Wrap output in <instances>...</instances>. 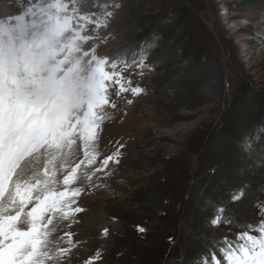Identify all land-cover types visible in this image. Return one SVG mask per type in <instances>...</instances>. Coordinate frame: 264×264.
<instances>
[{"label": "rangeland", "instance_id": "rangeland-1", "mask_svg": "<svg viewBox=\"0 0 264 264\" xmlns=\"http://www.w3.org/2000/svg\"><path fill=\"white\" fill-rule=\"evenodd\" d=\"M126 1L64 0L70 13L77 9L73 27L82 25L80 34L93 37L82 42V51L94 47L99 57L107 55L116 67L105 70L119 73L125 86L130 77L143 91L115 97L110 89L116 108L105 106L89 142L91 164H80V139L57 160L63 167L55 189L80 192L67 198L66 220L56 214L49 238L54 248L67 250L60 264H229L227 254L240 255L248 235L264 238V108L252 95L264 93V0ZM30 2L51 0H0V19L24 13ZM169 17L183 25L172 45L174 65L165 68L157 66L162 36L155 47H141ZM123 28L131 38L122 37ZM240 121L233 145L218 146L222 126ZM78 164L76 179L64 185L63 176ZM159 180L170 193L168 210L148 196ZM190 194L197 195L193 203Z\"/></svg>", "mask_w": 264, "mask_h": 264}, {"label": "snow or ice", "instance_id": "snow-or-ice-1", "mask_svg": "<svg viewBox=\"0 0 264 264\" xmlns=\"http://www.w3.org/2000/svg\"><path fill=\"white\" fill-rule=\"evenodd\" d=\"M76 12L64 0H51L30 2L24 13L0 19V264H60L67 250L54 248L49 238L54 217L63 212L68 218L67 198L80 190L55 189L63 167L56 162L80 139L85 158L80 164H91L89 142L105 106L116 108L110 89H116L115 97L143 91L131 86L130 77L125 86L119 73L106 71L116 67L107 55L99 57L94 47L82 51V42L93 37L80 34L82 25L73 27ZM88 22L106 27L90 17ZM111 160L108 156L103 165ZM80 164L63 176L64 185L74 182ZM247 241L240 255L227 254L229 264H264V238L248 235Z\"/></svg>", "mask_w": 264, "mask_h": 264}, {"label": "trees", "instance_id": "trees-1", "mask_svg": "<svg viewBox=\"0 0 264 264\" xmlns=\"http://www.w3.org/2000/svg\"><path fill=\"white\" fill-rule=\"evenodd\" d=\"M126 1V0H125ZM127 3H131V0H127ZM133 10V7H132ZM163 15V14H162ZM178 25H183L182 22H178L177 21H173L172 17L169 18H164L163 20L161 19L159 21V23L155 26V28L153 29L152 32H150L149 35L146 36L145 41L142 44V47L149 42L151 44L150 47H155L157 42H158V37L162 36L164 38V46L162 48V50L164 51V53L161 55V57H159V61L158 64H153V66H163L165 68H172V66L174 65V61L176 59V55H177V50L174 46H172L173 44H176L179 42L178 37H177V26ZM144 26V25H143ZM120 34H122V37L124 39L127 38H131V32L130 30L123 28L122 31L120 32ZM130 41V40H129ZM145 57H148V54H146ZM132 60V58H130ZM146 61L143 58H136L133 61ZM180 83V81H171L170 84L171 85H177ZM254 96L253 101H255V105L257 103L256 106H261V108H264V93H259V92H255L252 94ZM251 95V96H252ZM187 108H191L190 104H187L186 106ZM250 103H244L241 109V115H243L245 117V115H249L250 112ZM246 119V117H245ZM242 121L238 122V124H225L222 126V128L220 129V131L218 132L217 135V145H228V146H232L233 145V141H234V136L236 134V132H238L240 130V128L242 127L241 125ZM140 167V166H138ZM143 166H141L138 169H142ZM148 192V196L150 197L152 203L154 205H156V208H160L163 210H168V204L165 203V198L166 196H168L170 193L169 191L165 190L163 188V184L161 182V180H159L156 184L152 185L150 188L147 189ZM191 197L190 201L196 200L197 195L196 194H190L188 199ZM189 201V200H188ZM187 201V202H188ZM168 213L166 212L165 216H162L163 220L168 219L167 215ZM161 218V219H162ZM166 224H170L169 222H166ZM191 262L190 259H186L185 263L184 261H182V264H189ZM193 262V261H192ZM192 264V263H191Z\"/></svg>", "mask_w": 264, "mask_h": 264}, {"label": "bare ground", "instance_id": "bare-ground-1", "mask_svg": "<svg viewBox=\"0 0 264 264\" xmlns=\"http://www.w3.org/2000/svg\"><path fill=\"white\" fill-rule=\"evenodd\" d=\"M83 160V159H82Z\"/></svg>", "mask_w": 264, "mask_h": 264}]
</instances>
